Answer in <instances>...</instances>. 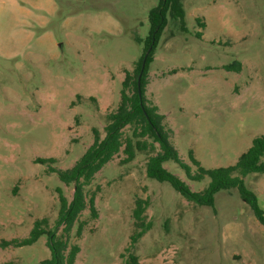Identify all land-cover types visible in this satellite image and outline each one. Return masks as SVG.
<instances>
[{
    "label": "rangeland",
    "instance_id": "obj_1",
    "mask_svg": "<svg viewBox=\"0 0 264 264\" xmlns=\"http://www.w3.org/2000/svg\"><path fill=\"white\" fill-rule=\"evenodd\" d=\"M158 1L0 0V264L51 258L46 232L32 244L3 241L28 237L43 217L62 234L57 189L71 201L75 182L57 170L75 166L95 128L106 135L127 73L133 92ZM182 2L186 30L167 14L144 95L194 173L191 150L205 169L227 167L264 135V0ZM234 61L240 71L228 68ZM159 150L158 143L137 150L125 163L121 149L84 187L95 192L99 216L86 207L82 235L78 221L71 228L66 252L79 244L76 264H126L131 254L137 264H264V224L238 189L219 190L211 206L189 201L169 181L148 176V158ZM164 165L193 190L210 181L191 179L173 160ZM244 179L264 209V173ZM138 198L149 199L143 218L151 227L128 251L139 230Z\"/></svg>",
    "mask_w": 264,
    "mask_h": 264
},
{
    "label": "trees",
    "instance_id": "obj_2",
    "mask_svg": "<svg viewBox=\"0 0 264 264\" xmlns=\"http://www.w3.org/2000/svg\"><path fill=\"white\" fill-rule=\"evenodd\" d=\"M168 13L172 17L179 19L182 29L186 30V12L182 0H159L149 13L151 23L150 34L147 37L146 45L135 69L137 76L133 79V92L129 93L127 91L130 82V75L127 73L126 79L123 82L121 102L116 111L107 115L109 122L105 127L106 135L101 138L99 130L95 128L93 143L87 148L75 166L68 171L57 170L65 183L75 182L74 194L71 201L67 199L60 187L57 189L60 201L57 226L63 225V232L60 237L56 235L55 230L47 229L49 218L43 217L35 221L28 237L3 241L4 245L22 246L32 244L46 232L49 236L48 245L52 255L51 258L43 260L42 264H76L75 258L80 251L79 244H72L69 251L66 252L69 247L68 236L71 228L78 221L79 215L86 207L89 208L93 218L99 216L95 204V192L90 194L84 187L92 182L95 174L107 162L112 160L121 149L125 153L122 162L126 163L135 158L137 150H155L156 143L159 144L160 150L148 158L147 174L149 177L160 181H169L189 201L201 205H213L215 194L219 190L235 187L242 198L251 206L258 220L264 224V209L259 204L258 196L247 187L244 179L251 172L264 173V160H262L264 156V135L255 137L252 145L240 156L238 161L234 165L227 167L205 169L191 150L190 159L193 164L197 165V170L193 173L191 165L181 158L178 150L171 143L162 123L164 115L157 111V106L149 105L145 98L144 85L148 68L153 61L155 46L166 24ZM201 24L204 25V23ZM201 35L202 33L199 32L198 36ZM150 47L152 48L147 55L145 67L141 72L143 60ZM228 68L240 71L241 62L234 61V63L228 65ZM140 74L139 86L138 80ZM139 89L141 90L140 92ZM127 126L132 127L131 135L124 134V128ZM148 138H152L153 140L149 141ZM168 160H173L179 164L191 179L201 180L208 175L210 177L208 185L203 190H193L179 175L170 171L164 165ZM37 161L43 163L54 162L55 158H38ZM148 205V198H138L136 200L133 214L139 230L132 234L131 243L126 248L128 251L151 227L150 222H144L143 218ZM85 224V220L78 221V236L82 235ZM137 263V257L131 254L130 261L126 264Z\"/></svg>",
    "mask_w": 264,
    "mask_h": 264
},
{
    "label": "water",
    "instance_id": "obj_3",
    "mask_svg": "<svg viewBox=\"0 0 264 264\" xmlns=\"http://www.w3.org/2000/svg\"><path fill=\"white\" fill-rule=\"evenodd\" d=\"M151 48H152V47L149 48V50L147 51V53H146V55H145V58H144V60H143V64H142V70H141V72L143 71V69H144V67H145V61H146L147 55L149 54ZM140 78H141V74L139 75V80H138V85H139V86H140ZM140 91H141V90L139 89V92H140Z\"/></svg>",
    "mask_w": 264,
    "mask_h": 264
}]
</instances>
